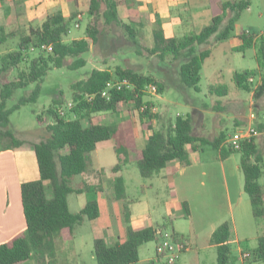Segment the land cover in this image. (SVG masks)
Returning <instances> with one entry per match:
<instances>
[{
	"label": "trees",
	"instance_id": "obj_1",
	"mask_svg": "<svg viewBox=\"0 0 264 264\" xmlns=\"http://www.w3.org/2000/svg\"><path fill=\"white\" fill-rule=\"evenodd\" d=\"M118 5V0H90L88 14L93 20L88 21L84 37L70 41H66L65 36L69 34L71 21L76 18L75 13L66 18L60 11H56L49 14L39 27L27 30L6 31L0 26V45L12 41L15 43L14 48L0 54V75L17 70L11 78H0V134L10 140V145L19 146L23 142L9 128L10 114L21 105L37 100L40 83L49 68L66 66L76 69L86 64L82 54L90 50L88 38L96 43L102 33L97 20L121 26L128 39L136 43L137 27L133 21H120ZM249 5V0H222L221 12L213 16L208 25L199 31H193L191 26H187L181 37H166L163 29L156 26L153 29V45L144 49L162 61L167 56L178 61V87L184 91L191 88L199 91L201 65L210 55L211 46L237 37L241 42L234 47L235 50L255 48L257 68L235 71L234 83L249 91V78L259 76L260 80L254 91V96L259 98L264 95V33L255 35L246 31L235 32L236 22ZM42 45H50L51 50L42 49ZM22 63L25 67L19 68ZM124 77L133 83V88H110L107 96H101L108 81ZM31 83H35L31 93L21 96L17 103L8 106V99L13 92ZM149 83H155L158 91L163 90L162 83L157 82L152 75L143 74L131 66L118 65L113 71L92 69L87 77L71 84L74 91L73 105L65 115L58 114L57 105L61 101L57 100L36 114L40 123L46 118L50 119L45 124V137L32 144L39 177L21 183L20 198L25 228L8 241L0 243V264H21L41 256L44 250L53 248L55 235L62 240H72L76 225L84 218L93 220L99 216L97 200L90 199L81 210L71 212L67 195L70 192H97L101 188L86 182L81 187L73 188L69 183L72 176L87 171L88 155L96 149L97 144L109 139L114 140L113 151L117 156L112 171L118 172L124 164L134 161L144 179L153 177L173 159L188 165L191 162L189 152L197 151L204 145L217 150L221 159L234 152L240 153L239 168L243 175V190L249 196L254 218L263 223V233L257 237L256 246L250 253L253 260L264 264V184L259 181L264 178V153L255 137L241 140L238 147H233L226 142L223 130L212 138L195 134L192 131L191 114L177 115L167 127L155 129L153 120L156 113L150 111L154 103L144 100V89ZM209 93L224 96L227 89L224 86L214 87ZM92 94V98L86 97ZM142 104L147 107L141 111ZM124 105H129L137 112L144 130L151 129L140 149L136 148L130 121L124 126L114 121H93V116L98 113H120ZM257 126L260 131L264 129V121ZM45 181L50 184V198L45 195ZM114 198L125 199L127 202L136 200L127 195L124 178L120 175L114 177ZM126 219L128 221V212ZM165 226L157 224L142 229L127 226L125 238L111 245L102 238L95 239L93 255L97 264H137L140 245L156 240V232L163 230ZM170 235L183 241L182 236L174 230ZM231 238V227L227 221L213 231L210 241L216 246L215 264H229Z\"/></svg>",
	"mask_w": 264,
	"mask_h": 264
},
{
	"label": "rangeland",
	"instance_id": "obj_2",
	"mask_svg": "<svg viewBox=\"0 0 264 264\" xmlns=\"http://www.w3.org/2000/svg\"><path fill=\"white\" fill-rule=\"evenodd\" d=\"M89 4L90 0H70L66 5L65 10L68 14L66 18L73 13L82 14L81 19L74 18L71 21L69 34L65 36L66 41L84 37L88 21L93 20L88 14ZM126 4H129V0H126ZM11 5L16 6V3H11ZM38 11H45V8L42 6L38 8ZM120 21L130 23L122 21L121 18ZM76 22H78V26H76ZM133 24L137 27L136 43L128 39L126 32L121 26L113 23L104 24L102 19L97 20V25L102 33L96 43H92L91 39L88 38L91 44L90 50L82 54L86 64L76 69H69L66 66L49 68L40 83V92L37 100L21 105L10 114L9 128L14 131L19 139L23 140L22 144L18 146L20 164L32 169V171L37 170L36 161L31 156L32 144L45 137V124L50 122V119L46 118L44 122L40 123L36 119V114L49 107L54 100H57L61 101L57 105V109L63 108L65 115L69 111L67 103L73 101L74 91L71 84L87 77L92 69L113 71L118 65L122 67L131 66L143 74L152 75L157 82L162 83L163 90L161 92L158 90L155 94L146 92L144 96V100L152 101L157 109L153 120L155 129L167 127L175 120L177 115L185 116L191 114L193 133H201L212 138L223 130L226 133V138H228L235 131L245 129L250 123L248 118L251 111L257 117L264 115V95L259 98L254 96L255 88L260 80L259 76H252L253 80L249 79V91L237 87L233 80L235 71L257 68L256 50L254 47L245 48L243 51L235 50L230 45L229 40L212 45L210 55L204 59L201 65L200 90L195 91L191 88L184 91L178 87L179 85L176 81L179 62L171 60L170 56H167L162 61L158 56L148 53L144 48L153 45V30H151V26L136 22ZM22 27L23 25L20 23L7 24L5 30L15 31L20 30ZM198 28L199 26L190 27L193 31H197ZM248 28L255 35L261 34L264 30V18H257L255 6L249 12H245V10L242 12L236 22L235 32H243ZM184 33L182 26L177 25L172 35L169 32L166 34L173 37H181ZM14 47L15 43L13 41L0 45V54ZM24 67V63L19 66V68ZM16 72L17 70L13 69L6 74L0 75V78H11ZM221 86L226 87V95L218 96L215 93H209L211 88ZM34 87L35 83H31L16 89L8 99V106L17 103L21 96L29 95ZM259 119L258 117L257 120ZM93 120L96 122L117 121L121 126L130 121L136 130L144 132L137 112L129 105H124L123 110L118 114L107 112L96 117L93 116ZM260 133L255 137V141L259 146L264 138V129ZM10 143L9 139L0 134V147ZM138 144V147L143 146L140 142ZM206 148L208 149H206L205 153L201 152L202 155H209L212 152L210 147ZM261 149L264 153V148ZM232 154L237 158L240 157L238 152ZM116 162L117 156L107 141L98 143L97 149L91 151L88 155V168L98 163L102 169L100 178L104 189H109V186L104 181L109 177L115 176L112 168ZM120 173L126 180L128 196L130 198H139L138 202H127L125 200L123 208L125 221H127L126 212H128V217L135 211L149 213L153 224L165 222L166 226L162 231L163 234L170 233L173 225L187 222L185 219H174L175 217L172 215L169 218L170 221H168L165 211H167L168 206H174V202L166 200L168 191L157 189L156 186L152 189L144 188V185L151 180L141 177L134 161H130L123 166ZM241 176L243 181L242 172ZM259 181L263 182V178ZM84 182L85 173H81L72 176L69 185L73 188H78ZM44 185L45 195L50 198L52 195L50 184L45 181ZM244 196L247 197L248 195L244 193ZM90 199L99 201L101 208L104 205V201L97 192H70L67 195L68 208L71 212H78ZM128 222H126L127 225ZM103 224L104 222L100 219L89 220L84 218L80 224L76 225L72 240L64 241L58 235H55L53 248L44 250L43 255L36 256L33 261L36 264H97L93 255L95 239L102 238L105 243L111 244L106 230L102 228L109 227V224L107 222L105 223L106 226H102ZM156 244L157 240H151L140 245L139 258L141 264H151V261L154 264L164 262L163 258H157ZM239 245L245 248L253 244L245 240H241L240 243H231L230 261L235 264H242L239 260L241 255L238 251ZM55 258H57V262H54ZM215 260L216 251L214 249H205L199 253L191 252L188 254L185 257V264H212ZM21 264H31V262L27 261Z\"/></svg>",
	"mask_w": 264,
	"mask_h": 264
},
{
	"label": "crops",
	"instance_id": "obj_3",
	"mask_svg": "<svg viewBox=\"0 0 264 264\" xmlns=\"http://www.w3.org/2000/svg\"><path fill=\"white\" fill-rule=\"evenodd\" d=\"M69 1L0 0V26L5 28L7 24L20 23L23 25L21 29H24V27H27L25 29L36 28L41 25L49 14L58 10L64 17H67L68 14L65 8ZM118 1V14L122 21H133L149 25L151 30L156 26H160L166 37H173L171 35L177 25L182 26L184 32H186L187 26H199L197 30L199 31L202 27L208 25L212 17L221 12L222 0H129V4H126V0ZM249 1L250 5L245 9V12L251 11L252 7L255 6L257 18H264V0ZM11 3H16V6L11 5ZM42 6L45 11L39 12L38 8ZM245 31L251 32V29L248 28ZM167 32L171 35H167ZM226 40L230 41L233 48L241 42L237 37ZM102 114L98 113L94 116ZM258 117L260 118L258 121H260L261 116ZM131 125L134 131L136 148L140 149L144 146L151 129L144 130L142 128L144 132H140L136 130L132 123ZM195 134L202 135L201 133ZM105 141L113 148V139ZM138 142L143 146L138 147ZM260 146L264 148V138L260 142ZM206 147H210L212 152L209 155H202L201 152L205 153L208 149ZM134 151L135 149L132 152ZM18 154V146L5 144L0 147V243L8 241L25 228L20 186L24 181L39 177L38 168L36 171H32V169L20 164ZM31 156L35 159L33 147ZM189 158L191 162L188 165L181 164L178 159L170 160L165 167L149 178L151 181L148 184L144 185V188L152 189L156 186L157 189L168 191L166 200L174 202V206H168L167 211H165L168 221H170L171 215L175 217L174 219H185L187 221L184 224L178 223V225L175 224L172 227V231L174 230L181 235L187 245L186 249L179 254L176 264H185V257L191 252L199 253L205 249L216 251V246L211 243L210 238L216 227L225 221L231 227L232 238L230 244L233 242L240 243L241 240L252 242L253 245L250 247L238 246L240 254L242 251L251 252L256 246L257 237L263 233V223L254 218L249 196H244L245 192L239 168L240 157L237 158L234 154H230L227 158L221 159L217 150L210 145H204L197 151L189 152ZM122 168L115 172V176L120 175L123 177L120 173ZM101 170L98 163L88 168L84 172L85 182L101 187L97 194L104 201V205L101 208L99 201H97L99 216L96 219L104 222L102 226H106L105 223L108 222L109 227L102 228L106 230L111 244L125 238L127 226L132 229H142L159 224H153L149 213L135 211L128 217L129 222L127 225L123 213L125 199L114 198L115 176L104 181L109 186V189H104L100 178ZM124 182L126 185L125 178ZM261 183L264 184V178ZM135 199L136 202L139 201V198ZM162 224H165V222ZM239 257L242 264H262L260 261L253 260L252 257L245 259L241 255ZM157 258L160 259L161 257L157 256ZM56 259H54V262H57ZM60 259L62 258L60 257ZM29 261L31 264H36L33 258ZM215 262L213 261L212 264H215ZM163 263L162 261L161 264ZM137 264H141L140 258ZM151 264L154 263L151 261ZM229 264L235 263L230 261Z\"/></svg>",
	"mask_w": 264,
	"mask_h": 264
},
{
	"label": "built area",
	"instance_id": "obj_4",
	"mask_svg": "<svg viewBox=\"0 0 264 264\" xmlns=\"http://www.w3.org/2000/svg\"><path fill=\"white\" fill-rule=\"evenodd\" d=\"M77 19H81V14L78 13L76 15ZM78 22H76V26H78ZM248 32V31H246ZM264 33V32H263ZM42 49H46L47 51L51 50L50 45H42ZM250 80H253L252 77L249 78ZM123 87L126 88H133V83L126 77L124 78H117L113 79L107 82V85L103 91H101V96H107L108 95V90L110 88H117L121 89ZM145 92H149L152 94L157 93V86L155 83H149L144 89ZM94 95H86L88 99L92 98ZM72 102L67 103V108L70 109L72 107ZM147 107L146 104H142L140 107V110H144ZM156 107L151 106L150 111L152 113H156ZM57 112L59 115H64V110L63 108H58ZM257 115L254 112H250L249 115V124L245 127V129H240L235 131L227 140L226 142L233 147H238L239 141L241 140H250L253 137H256L261 131L258 129L257 124L261 121H264V115L261 116V120H257ZM163 230L157 231L156 236H157V244L155 247L156 250V255L160 256L161 258L164 259L163 264H176L179 254L186 249L187 245L185 244L184 241H181L180 239H174L170 235V233H162ZM242 258H249L251 257V253L248 251H242L241 253Z\"/></svg>",
	"mask_w": 264,
	"mask_h": 264
}]
</instances>
